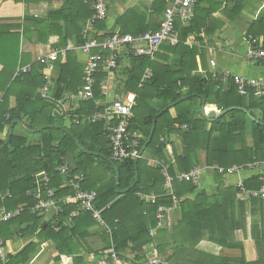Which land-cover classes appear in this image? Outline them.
I'll return each mask as SVG.
<instances>
[{
  "label": "trees",
  "instance_id": "obj_1",
  "mask_svg": "<svg viewBox=\"0 0 264 264\" xmlns=\"http://www.w3.org/2000/svg\"><path fill=\"white\" fill-rule=\"evenodd\" d=\"M12 1L29 3L37 0ZM157 4H160V8L163 6L162 9L166 7L163 5L164 3L159 1ZM238 6L237 2L236 7L232 9L236 15L239 12ZM200 12L198 3L194 10L198 16L195 15L188 26L179 27L178 19L175 20L174 27L179 33V41L175 45L169 44L168 51L180 55V69L178 71L172 70L167 60L170 59L168 55H158L161 60L159 62L152 59L157 51L152 57H135L131 52L129 53L133 60L130 67L125 70L127 78L124 87L135 92V106L128 131L129 133L139 131L143 134L142 147L153 120L156 119L151 140L146 147V150L154 152L155 156L158 157L160 163L156 167L149 166L142 156L137 160L136 167L134 160L112 161L110 159V145L105 131V121L90 122L83 120V116L103 111L104 107L97 106L95 102L103 96L100 94V89L107 73L104 69L95 75L96 83L93 87V98L80 101L79 108L70 112L71 118L75 121H72L66 129L53 126L58 123V118L51 111L54 104L34 98L35 92L43 85L46 66L39 62L32 63L27 72L15 74L21 56L19 53L20 28L22 35L32 40L28 35L29 22L25 19L22 24H17L16 28L0 23V65L2 66L0 69V91L3 92L0 101V146L15 119L23 120L24 118L29 129L51 125V127L39 132L42 134V139L38 143H28L25 136L26 132L24 134L12 132L7 144L0 148V193L6 192V190L11 193L9 198H0V206L3 205L6 210L23 206V210L18 216L1 224V234L2 227L25 222V218H29L35 223L38 222L39 219L30 212V207L35 200L29 195V191L36 188V175L41 171H46L50 176L49 185L55 190L57 197L72 192L70 187H61L66 178L55 170L57 166L66 162V153L70 151L74 152L77 162V169L72 170L71 175L75 173L84 174L82 188L96 189L91 184L94 180H99V176L92 177L89 174L90 166L97 163L110 171V177L107 178L103 187L104 190L98 189L97 191L96 189L95 204L97 208H104L109 205L108 208L103 209L101 215L105 225L111 230L112 245L109 244L108 246H113L119 257L127 258L125 255L128 253L127 251L133 252L154 241L149 230L156 224L154 217L156 209L159 204H169L170 196H161L154 203L146 201L143 196L163 193L165 177L162 173V167L166 165L168 175L173 178V194L179 200L180 218L174 229L180 230L177 234L180 235L183 242L181 245L173 247V253L167 260L168 263L183 264L179 262L181 255L190 253L207 259H204L202 264H227V260H217L211 253L199 251L195 246L203 234H207L209 241L221 247L234 244V240L231 241L232 234L242 224L247 203L246 197L235 186L225 187L222 181L224 180L223 175L217 169H214L216 191L212 195H208L204 189H201L194 197H191L197 190V185L191 181H180L177 179V175L183 171H189L195 166L197 164V152L204 150L205 163L208 166L217 165L221 168H228L236 165L243 167V173L246 170L248 173L252 170L250 176L243 179V185L246 189L258 190L262 186L264 178V97L258 100L254 94V89H247L244 95H240L232 78L228 79L227 84L224 85L218 75L213 78L210 73H207L206 77L193 74L197 68L195 56L198 54V49L195 45L184 44V42L189 36H193L195 41H201V33H205L204 29L209 31L207 25L205 27L204 24L211 14H207L206 17L203 15L206 21L202 25L199 23L201 21ZM92 13L93 11L85 18L90 17ZM61 14L68 15L71 13L67 9H59L52 11L50 16H60ZM159 27L160 25L152 30ZM68 29L69 27L66 26L62 32L64 35L60 31H52V29H48L44 35L46 37L48 34H58L61 38V45L69 46L68 39L71 38V31L69 32ZM81 30L82 26L79 25L76 30V32L79 31L77 33L79 45L86 41L84 35L83 39L80 40L82 37ZM144 32L146 30L138 31L133 35ZM122 33L125 32L122 31ZM41 41L44 43L45 38ZM103 53L107 54L109 51L105 50ZM71 62L72 51L67 50L66 62L60 66V75L56 80V92L53 95L55 101L61 98L63 91L76 92V89L83 85L84 70L79 64L75 63L73 66ZM146 68L150 69L151 76L139 86L140 78ZM116 69L117 67L113 70ZM11 96L15 97L14 106H10L9 103ZM183 96L186 97L182 98ZM203 102L206 106L216 108L218 111L231 106L243 107L249 110L253 116H255L254 110L258 109L260 122L251 121L253 144L248 145L247 142L246 121L249 118L245 112L241 109L229 110L219 118L208 120L205 117L197 116L198 108ZM171 103L173 105L168 106ZM164 107L167 108L156 116L158 111ZM207 123H210L208 129H206ZM13 125L17 126L15 122ZM184 125L185 128L181 129L180 127ZM173 134L177 136L182 149L178 153L175 148H172L173 159L170 161L166 159L164 151L170 136ZM161 137L162 141H160ZM75 140L86 151L93 153L81 151ZM109 160L114 165L110 164ZM252 164L254 169H249V165ZM114 166L119 173L118 187L120 190L129 188L137 174V181L134 186L121 195L115 192ZM41 194L44 195L43 191ZM249 198L253 209L255 207L261 211L264 209V199ZM76 206L74 201L62 204L64 210L59 219H66ZM86 216L88 217V223H86L93 224L95 220L91 217V213L82 212L74 218V224L71 228L65 227L55 232L50 225H47L41 233L53 238L60 254H70L75 249L70 241L66 243V249H62L61 246H63L64 241L68 240L69 233L80 237L84 235L82 224H84V217ZM156 247L157 251H162L165 248L162 244H157ZM29 251L30 248L28 247L19 255L17 254L13 258L14 260H11L12 257H10V264L24 262ZM136 256L139 257L135 255L133 259L138 260ZM82 262L81 257H73V264H82ZM240 263L245 264L243 260L234 262V264Z\"/></svg>",
  "mask_w": 264,
  "mask_h": 264
},
{
  "label": "crops",
  "instance_id": "obj_2",
  "mask_svg": "<svg viewBox=\"0 0 264 264\" xmlns=\"http://www.w3.org/2000/svg\"><path fill=\"white\" fill-rule=\"evenodd\" d=\"M157 1L164 3L163 5L166 6L164 9L169 8L171 5V0H106L108 6L106 18L92 22L91 16L85 18V16L92 11L91 0H37L29 3H16L12 0H0V23H4L5 25H10V27L16 28L15 26L17 24H22L25 19L29 22L30 28L28 35L32 40H29L27 37L22 35L21 28L20 31L18 30L20 33L19 53L21 56L17 69L23 67L31 68L32 63L36 62L46 66L47 69L46 74L43 77V84L45 77L48 76L52 80V85L49 87L47 95L41 94V96H47L53 99V95L56 92V80L60 75V66L66 62L67 50L72 51L71 64L73 63V66L75 63L79 64L82 70L85 68L86 56L80 50L81 45L77 43V33H79V31L76 32V30L79 28V25L82 26V30L80 32L82 37L80 40L83 39V35L84 39L86 40L98 39L97 41H100L106 34H110L115 31H119L121 33L123 31L127 34L133 35L138 31L152 30L154 27H157L161 24L164 17V12L166 11L162 9L163 6L161 8L159 7L160 4H157ZM237 2L239 5V12L236 15L232 9L236 7ZM59 9H67V11L71 14H61L60 16L53 15V17L50 16L52 11ZM199 11H201L199 15L201 17V21L199 23L202 25L204 24V21H206L204 18L207 16V14L211 15L208 21L204 24L205 27L207 25L209 31H207L206 28H203L205 33H201L202 40L195 41L193 36H189L184 42V44L195 45L198 49V54L195 56L197 68L193 71V74L206 77V74L210 73L213 78H216L218 75L221 77L224 85L227 84L228 79H230V76L233 74H239L246 78H263L264 62L250 60L247 57V53L254 47L264 48V0H201L199 2ZM195 15H197V13H194V18ZM178 22L180 24L179 27H184L188 26L191 21L185 23L178 19ZM66 26L69 27V32L71 31V38L68 39L69 46L61 45V38L58 34L52 33L48 34L46 37L44 35L48 29H52V31L58 30L62 33L64 32ZM178 34L179 33L176 31L177 38ZM62 35H64V33H62ZM44 38L45 42L43 43L41 40ZM178 41L176 43H178ZM176 43L173 44L169 41L164 42V46L160 45L161 47H158V50L152 59L160 62L161 60L158 58L160 55H168L170 59L167 60L171 65L172 70L178 71L180 69V55L175 53L172 54L170 51H168L169 46L175 45ZM92 51L97 52L98 50L93 49ZM52 52L56 53V59L49 63V67L47 65L48 63H42L40 59L46 58L47 55ZM118 52L119 64L117 69L107 72L104 76L103 83L106 85V94L95 102L97 106L104 107L103 111L107 105L112 104L114 101H122L127 95L135 94V92L129 91L124 87V83L127 78L125 75V70L130 67L133 57L129 56L130 51L127 46L120 48ZM211 61L215 62V66L211 65ZM1 68L2 66L0 65V69ZM42 86L35 92L34 98L48 101L46 99H40L36 97V93L40 92ZM79 88L81 87H78L76 90L78 91ZM76 92H70L67 90L63 91L61 98L56 101L58 104L49 101L54 104V106L51 108V111L53 115L58 118V123L55 124L58 125V127H63V129H66V127L68 128L71 122L75 121L71 118L70 112L79 108L80 101L89 100L80 98L79 100L73 101L71 95ZM254 94L258 100L262 98L258 96L256 92H254ZM2 96L3 92L0 91V101ZM184 97L186 96H183L182 98ZM9 103L10 106L15 105L16 101L14 96L10 97ZM172 105L173 103L168 106ZM203 105L205 113H208V111L211 110L218 112L216 108L206 106L203 102L198 108L199 113L197 116L207 118L201 112V107ZM167 107H164L158 111L156 116ZM231 107H236L231 110L241 109L243 112H245L243 110L245 109L251 114V112L246 108L238 106ZM55 112H57L59 115H55ZM62 112L64 113V116H60ZM254 113L255 116L252 114L251 116L258 120V118H260V111L255 109ZM245 114L247 115L246 112ZM91 116L92 115L83 116V120L94 122L89 120V117ZM67 117L70 119V124L68 126L63 122V120ZM247 117L249 118V120L246 121L247 142L248 145H252V119L248 115ZM24 120L25 119L23 118V120L20 121L24 126H26ZM101 120H104L105 124L107 123L106 119ZM209 125L210 123L206 124V129L209 128ZM180 128L183 129V126ZM37 129H32L36 130L35 132H28L17 124V126L13 125L12 132L17 134H24V132H26L25 136L28 143L34 144L40 142L42 139V134L39 133L40 131H37ZM135 133H138L141 136L143 135L139 131H136ZM31 135H34L31 137L32 139L29 137ZM172 148H175V151L178 153L181 152L182 149V145L177 140V136L175 134L170 136L169 143H167L166 149L164 151L166 159L170 161L173 159ZM141 152L142 158L147 161L149 166H158L160 161L157 159L158 157L155 156L154 152L146 150V148L142 151V147ZM72 153L74 154V152ZM94 154L97 155V153ZM196 160L197 164L195 166H199L201 168V173L199 182L196 183L197 190L193 195H191V197H194L201 189H204L208 195H212L216 191L214 170L212 166L206 165L204 150H199L197 152ZM102 170H104V173L99 176V180H94L91 184L92 186L96 187L97 191L98 189L104 190L103 187L107 182V178L110 177L109 170H106L103 167ZM247 176L249 177L250 175L243 173L239 175V177L231 176L229 179L223 177V185L225 187L229 185L235 186V181H237L239 178L244 179ZM96 189L94 190L96 191ZM4 192L0 193V198ZM116 193H119L120 195L123 194L120 192ZM147 196L149 195L143 196L146 201H148ZM255 197L262 200L258 196ZM249 199L250 198L246 197L247 203L245 215L242 217V224L239 228H236L233 231L231 241L234 240V244L227 247H221L220 245L209 241L207 239V235L203 234L201 239L197 242L195 248L199 251L201 250L203 252L211 253L217 260L225 259L227 260V264H234V262H239L241 260H243L245 264L252 262L264 264V209L261 211L258 207H255L256 209L254 208V210L252 204L249 202ZM2 206L3 205L0 207ZM36 217L39 219L36 223L33 220H29V218H25V222L13 223L2 227L1 236L4 243L7 264L11 263L10 257H12L11 260H14L13 258H15L17 254L19 255L24 249L28 247L30 248V251L26 254V259L24 262H19L18 264H73V257L77 256L82 258V264H99L98 261L102 257V250L106 247H109V244L112 245L110 228L106 225L97 223L95 219L93 224H87L88 217L86 216L84 217L85 222L82 224V227H84L82 229L84 235L80 237L78 235H72L69 233L67 236L68 240L64 241V247H61L62 249H66V243L70 241V244L75 249L70 254L64 253L62 255L57 249L58 246L53 238L41 233L43 229L52 222L51 215L47 214L45 216ZM91 217H93L92 214ZM154 217L157 222L156 213ZM179 218L180 208L178 207L177 210H175V223L173 227L170 229H157L156 226L150 227L149 232L152 234H149L151 237H154V241L133 252L127 251L128 253H125L127 258H122L125 260H130L133 259L135 255H138L139 257L136 256L138 260L158 257L167 261L169 256L173 253V247L179 246L183 243L182 240H180L179 245L177 244L178 242L176 243V241H179V239H176L179 229H174V227L176 226ZM43 224L46 226L42 227ZM73 224L74 222L68 227L71 228ZM251 228L253 229L251 230ZM157 244L164 245V250L157 251ZM199 257L198 255H192L190 253H183L179 262L183 264H202L205 258ZM168 262L169 261H167V264H171Z\"/></svg>",
  "mask_w": 264,
  "mask_h": 264
},
{
  "label": "built area",
  "instance_id": "obj_3",
  "mask_svg": "<svg viewBox=\"0 0 264 264\" xmlns=\"http://www.w3.org/2000/svg\"><path fill=\"white\" fill-rule=\"evenodd\" d=\"M201 0H171V5L164 12L163 20L160 27L156 30H148L144 33L137 35L121 33L119 31L106 34L103 39L97 41L95 39H88L80 47V50L85 54V68L83 74V85L78 89L76 93L71 95L74 100L80 98L91 99L93 98V87L96 83L95 75L101 69L111 72L118 65L119 49L127 46L129 51L135 57L150 56L158 50V47L169 41L170 43H176L178 38L174 23L176 19H180L183 22L191 21L196 4ZM92 15L91 21L103 20L107 16L108 6L106 0H91ZM141 45H137L140 44ZM93 49H97V52H93ZM108 50L109 53L104 54L103 51ZM247 57L250 60H258L264 62V48L254 47L248 53ZM56 59V53L52 52L47 55L46 58H41L42 63H49ZM212 66H215V62H210ZM30 67L18 68L15 74L27 72ZM151 76L150 69L146 68L143 72L139 86ZM215 76V75H213ZM237 87V91L240 95H244L247 89H254L258 96L264 97V77L263 78H246L239 74H233L230 76ZM52 85L50 77L46 76L44 84L40 90L42 95H47L49 87ZM100 94H106V85L101 84ZM135 106V94H129L122 101H114L112 104L107 105L103 112H96L89 120H101L106 119L105 131L110 145V159L116 162H123L127 160H138L142 156L141 152V140L142 136L138 133H129L128 127L133 117V107ZM185 128V125L183 126ZM162 137L160 141H162ZM264 163V162H263ZM258 165V164H257ZM217 169L223 175L228 178L231 176H237L243 174V167L233 165L228 168H221L217 165L213 166V170ZM249 169H254L253 164L249 165ZM56 171L61 173L66 182L61 187H70L72 192L65 194L61 197H57L55 190L50 187L51 178L46 171H41L36 175L35 185L36 188L29 192L35 202L30 207V212L35 216H45L50 214L52 222L50 227L54 231H60L61 229L70 226L73 223L74 218L78 217L82 212H89L92 214L97 223L105 225L101 212L103 209L108 208L106 205L104 208H97L95 202L97 199V192L93 189H84L81 184L84 181L83 173H75L71 175L73 170L67 162L57 166ZM162 173L164 174L165 181L163 184L162 194H150L147 196V200L151 203L156 202L157 198L170 196L169 204H159L156 209L157 227L161 229H170L175 221V210L179 207V200L173 194L172 180L173 178L167 173V166L162 167ZM201 168L199 166H193L189 171H183L177 175V179L180 181H191L194 184L199 182ZM251 174L252 170L248 173ZM235 187L245 197L258 196L264 199V178L262 186L258 190L246 189L243 185V178H239L235 181ZM43 191L44 195L41 194ZM11 193L9 191L4 192L1 198H9ZM68 201H74L76 208L73 209L68 217L64 220H60V214L63 212L62 204ZM23 210V206H19L12 210H6L3 206L0 207V264H7V257L4 251V243L1 236V224L10 220L13 217L19 215ZM102 257L98 261L99 264H167V261L162 258L153 257L145 260H125L115 252L113 246L106 247L101 252Z\"/></svg>",
  "mask_w": 264,
  "mask_h": 264
},
{
  "label": "water",
  "instance_id": "obj_4",
  "mask_svg": "<svg viewBox=\"0 0 264 264\" xmlns=\"http://www.w3.org/2000/svg\"><path fill=\"white\" fill-rule=\"evenodd\" d=\"M36 97H37V98H40V99H46V100H48V101H52V102L58 104L56 101H54L53 99H51V98H49V97H47V96H41V93H40V92H37V93H36ZM233 108H236V107H230V108L224 109V110H222V111H218V112L215 111V110H211V111H208V113H205V112H204V105H203V106L201 107V112H202L203 115L206 116L208 119L212 120V119H214V118H218V117H220L221 115H223L224 113H226L228 110H231V109H233ZM243 110H244V111L247 113V115L252 119V121H255L256 123L259 122V121L256 120L253 116H251V114H250L248 111H246L245 109H243ZM54 114H55V115H59L57 112H55ZM60 116H64V113L62 112V114H61ZM14 122H16L18 125H20L21 127H23V128H24L26 131H28V132H35V131H36V130L29 129V128H27L26 126H24V125L21 123V121H20L19 119H15ZM14 122L11 123V126L9 127L8 132H7V135H6L5 139H4V142H3V144L0 146V148H2L4 145L7 144L8 140H9V138H10V135L12 134V128H13V123H14ZM55 126L58 127V125H55ZM154 126H155V119L153 120V123H152V126H151V128H150L149 134H148V136H147V138H146V140H145V142H144V144H143V146H142V151L147 147L149 141L151 140V137H152V134H153V131H154ZM49 127H51V125L41 126V127H39V128L37 129V131H41V130H44V129L49 128ZM75 143L78 145V147H79L80 150L85 151V150H84V149L78 144L77 140H75ZM86 152L89 153V154L92 153V152H90V151H86ZM65 160H66L67 164H68L72 169H74V170L77 169V163H76V160H75L74 154H73L72 152L68 151V152L66 153ZM136 162H137V160H135V167H136ZM109 163L112 164V165H114L113 162H112L111 160H109ZM114 168H115V181H116V184H115V191H116V192H120V193H124V192H126L129 188H131L132 186H134V184H135V182H136V180H137V174L135 175V180H134V182L132 183V185H131L129 188L124 189V190H119V189H118V177H119V173H118V170H117V168H116L115 166H114ZM45 226H46L45 224L42 225V227H45ZM177 244L179 245L180 242H178Z\"/></svg>",
  "mask_w": 264,
  "mask_h": 264
},
{
  "label": "rangeland",
  "instance_id": "obj_5",
  "mask_svg": "<svg viewBox=\"0 0 264 264\" xmlns=\"http://www.w3.org/2000/svg\"><path fill=\"white\" fill-rule=\"evenodd\" d=\"M137 45H141V43L140 44H137ZM111 97V96H110ZM63 122L65 123V124H67V126L70 124V119H69V117H67V118H65L64 120H63ZM26 135H28V134H26ZM34 135H31V136H29L30 137V139H32L31 137H33ZM89 174H91V176L92 177H96V176H100L102 173H104V170H102V166L101 165H98L97 163H96V165H93V166H90L89 167ZM104 176V175H103ZM230 178V177H229ZM246 207V206H245ZM243 215H245V211H244V214ZM173 223H175V221H173ZM174 225V224H173ZM172 225V226H173ZM155 226H156V228L157 229H161V228H158L157 227V222H156V224H155ZM150 234H152V233H150ZM207 235V234H206ZM174 236V235H173ZM177 236V238L176 239H179V241H176V243L177 242H180V240H181V237H180V235H176ZM180 237V238H179ZM172 238H174V237H172ZM208 239V238H207ZM148 259V258H147Z\"/></svg>",
  "mask_w": 264,
  "mask_h": 264
}]
</instances>
